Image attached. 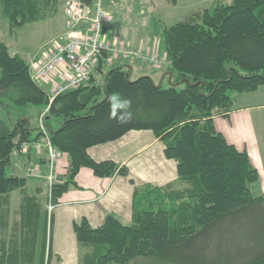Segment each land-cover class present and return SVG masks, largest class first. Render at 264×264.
Masks as SVG:
<instances>
[{
    "label": "trees",
    "instance_id": "trees-1",
    "mask_svg": "<svg viewBox=\"0 0 264 264\" xmlns=\"http://www.w3.org/2000/svg\"><path fill=\"white\" fill-rule=\"evenodd\" d=\"M166 1L170 6L177 2ZM60 4V0H0V21L5 20L14 31L56 16ZM162 41L168 88L149 77L131 80L130 67L106 69L99 62L86 84L59 95L50 105L47 93L31 79L29 63L0 42L3 107L40 108L38 123L49 106L46 132L51 144L68 158L64 176L50 190L53 205L69 189L77 188L75 178L83 168L99 179L127 178L125 168L97 163L88 150L116 142L129 132H151L163 144L165 158L176 163L178 189L172 184L134 188L130 225L112 216L96 229L86 220L73 224L78 264H129L138 258L210 264L206 260L210 241H217L215 248L220 249L223 235L235 231L243 242L245 233L240 238L238 224L261 213L264 196L254 198L251 193L259 179L257 171L246 152H238L215 131L212 120L230 111L229 94L264 87V0H230L193 12L164 28ZM98 76L102 81L95 84ZM112 93L131 100L129 123H118L111 116L107 97ZM41 136L38 124L32 129L29 120L18 119L10 125L0 121V264L51 262L52 216L48 222L35 198L24 196L20 206V221L23 228L27 226L25 235L19 232L20 241L16 237L6 241L2 235L6 228L2 206L12 192L26 185L25 179L6 173L12 154L22 142ZM41 215L38 240L34 222ZM239 257L241 264H264L263 251L253 256L247 250Z\"/></svg>",
    "mask_w": 264,
    "mask_h": 264
},
{
    "label": "crops",
    "instance_id": "crops-1",
    "mask_svg": "<svg viewBox=\"0 0 264 264\" xmlns=\"http://www.w3.org/2000/svg\"><path fill=\"white\" fill-rule=\"evenodd\" d=\"M124 1L103 0L104 9L114 15L109 17L103 27L105 41L124 43L132 49L155 50L160 55H166L162 41V32L167 28L162 20H165L166 16L163 17L162 14V20L159 17L156 19L151 15V11L141 12V8L137 10V7L132 8L130 14H122L124 9L120 8ZM139 1L142 5L143 0ZM146 1L152 7L155 4L153 0ZM163 2L168 4L166 0ZM177 5L178 0L175 6L170 7L175 8ZM121 14L132 15V19L128 18L127 22L130 20V23H122L123 26L117 29L119 25L117 26L116 17ZM155 24H158L159 31L153 28ZM126 64L130 66L131 76L135 75L136 78L149 77L154 82L164 77V71H157L150 66L127 62H123L122 66ZM119 65L120 63L116 66ZM263 99L264 87H259L252 93L233 94L230 111L225 115L215 116L212 120L215 131L229 145L238 152H246L252 167L258 173V182L251 187L256 189L258 197L264 196ZM88 155L97 163L112 162L119 168H125L128 177L115 175L108 179H99L89 169L83 168L79 171L75 178L77 188H71L63 194L51 212V253L55 258L51 259L50 264H78V246L73 224L81 220H86L93 229L102 226L107 216L115 217L124 225H130L135 187L165 188L172 184L175 189L179 188L176 185V163L165 158L163 144L149 131L129 132L116 142L90 148ZM67 166L68 158L63 155L57 164V179L64 176ZM36 167L45 173L44 154L21 155L16 152L14 161L11 158L10 176L25 179L24 190L28 197L35 199L47 192L44 180L31 176V170Z\"/></svg>",
    "mask_w": 264,
    "mask_h": 264
},
{
    "label": "rangeland",
    "instance_id": "rangeland-1",
    "mask_svg": "<svg viewBox=\"0 0 264 264\" xmlns=\"http://www.w3.org/2000/svg\"><path fill=\"white\" fill-rule=\"evenodd\" d=\"M70 1H73V0H60L61 4H60L58 13L56 16L48 20H44L42 22L26 25L14 31H10L7 22L5 20H1L0 21V42L3 43L8 48L11 54L19 56L20 58H22L23 60H25L26 62L30 64L33 60L38 59L42 55V53L46 51L50 42L54 41L55 39H57L63 34L64 24H63L62 12H63V9L66 3ZM153 1L155 4L152 7L150 4L148 5L146 0L142 1V5L138 3L140 2L139 0H125L124 2H122L123 5L121 6L120 9L122 10L124 9V11H122V14L124 13L130 14L131 9L132 8L134 9L135 7H137V10L138 8H141L140 9L141 12L151 11L152 12V13L150 12L151 15L153 16V18H156V19H159V18L161 19L162 16L163 17L166 16L165 20H162V19L161 20L163 21L164 26L169 27L180 21H183L193 12H199L205 9H210L218 4H229L230 3V0H178V5L175 8H172L170 7V5L164 3L163 0H153ZM102 3H103V0H102ZM151 7L154 10H152ZM106 12L108 13L110 18L114 17V15L113 16L112 14L110 15L108 11ZM122 14L116 17L117 26L119 25L117 29L119 27H122L124 23H130V20H128L127 22L128 18L132 19L131 17L132 15L125 16ZM145 19H149V18L145 17ZM110 22H112V20ZM114 25H115V22H114ZM157 27H158V24H155L153 26L155 31H159V28L157 29ZM119 63L121 66L120 65L116 66L118 64L116 63L114 64V67H128L129 66L128 64L122 66L123 64L122 61ZM139 64H142V63H139ZM164 69L165 68L155 69V70L162 72ZM101 78L102 77L100 76L95 77V84H99L102 81ZM135 79H137L136 76L132 75L131 80H135ZM169 80H170L169 77H163V79L161 80H154V83L156 85L160 84L161 87L165 89L169 87V84H170ZM41 87L44 91L48 92V88L50 87V85L41 84ZM229 95L230 97L233 96L232 93ZM3 102H4V99L0 98V121L1 122H4L7 125H10V123H13L18 119H25V120H29V125L32 129L37 128V116L40 112V108H37L34 106H28L25 108H17L11 105L9 106L6 105V107L4 108ZM50 124L54 125L53 122H50ZM32 134L35 135L36 130L33 131ZM15 156H16V152H13L12 154L13 161L15 159ZM6 173L8 176L11 175L10 166L7 168ZM251 193L254 198L258 197L256 193V189L254 190L252 188ZM47 194L48 192L44 193L42 197L37 198L36 200L42 212L43 213L46 212L47 217H48L49 214L47 212V205H48V195ZM24 196H28L26 193V190L14 191L9 195L7 203L4 204V206H2L1 215H2L4 223L6 224L5 231L2 232V235L6 241H9L11 237H13V239L16 237V239L19 242L20 241L19 232L22 235H25L27 226L23 228V224L20 221L21 219L20 206L24 202L23 201ZM44 198L46 201H44ZM260 207H261L260 208L261 213L257 212L254 215L251 214L250 217H248L245 221H242V223H239V224L237 223L239 231H240L239 233L240 238H242L243 233H245V239L243 242H242V239L238 241V238H236V235H234L233 233L235 231H232L229 234L227 233L223 235L220 241L221 243L219 245L220 249L215 248V246H218L217 241H212V242L210 241L208 253L206 256L207 257L206 260L210 264H235V263L241 264L243 260L241 261L239 255L242 254L243 252L248 250L250 252V255H253V256H255L256 254H259V252L261 251L264 252V205H260ZM40 217L34 222V225L37 226L36 234H37L38 240H39V237L40 238L42 237V232H41V228L43 224L42 215ZM53 258H55V256L51 257V259ZM33 263L36 264L37 261H34ZM129 264H169V263L158 261L155 258H138V259L131 261Z\"/></svg>",
    "mask_w": 264,
    "mask_h": 264
},
{
    "label": "built area",
    "instance_id": "built-area-1",
    "mask_svg": "<svg viewBox=\"0 0 264 264\" xmlns=\"http://www.w3.org/2000/svg\"><path fill=\"white\" fill-rule=\"evenodd\" d=\"M63 18V34L50 42L46 51L29 64L33 82L40 87L41 84L50 85L47 92L49 105L59 95L86 84L99 62L106 69L121 61L138 62L154 69H163L167 64L166 56L155 50L132 49L124 43L105 41L102 29L108 22L109 15L103 8L102 0H94L91 5L77 0L70 1L63 9ZM48 110L49 106L38 118L41 138L37 141L22 142L18 151L21 155H45V174L37 167L30 173L33 178L44 180L50 198V190L56 180L57 164L64 154L51 144L46 132L44 117ZM47 209L50 213L53 206L49 204Z\"/></svg>",
    "mask_w": 264,
    "mask_h": 264
},
{
    "label": "clouds",
    "instance_id": "clouds-1",
    "mask_svg": "<svg viewBox=\"0 0 264 264\" xmlns=\"http://www.w3.org/2000/svg\"><path fill=\"white\" fill-rule=\"evenodd\" d=\"M97 19H99L97 17ZM111 116L117 118L118 123L127 124L132 120L131 100L122 97L118 93H112L108 97Z\"/></svg>",
    "mask_w": 264,
    "mask_h": 264
}]
</instances>
